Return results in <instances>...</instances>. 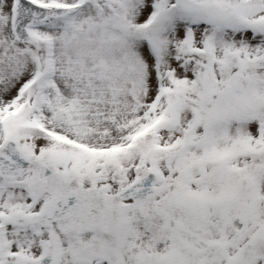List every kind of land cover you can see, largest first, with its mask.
Instances as JSON below:
<instances>
[{
	"label": "snow or ice",
	"instance_id": "6c2138e0",
	"mask_svg": "<svg viewBox=\"0 0 264 264\" xmlns=\"http://www.w3.org/2000/svg\"><path fill=\"white\" fill-rule=\"evenodd\" d=\"M0 264H264V0H0Z\"/></svg>",
	"mask_w": 264,
	"mask_h": 264
}]
</instances>
